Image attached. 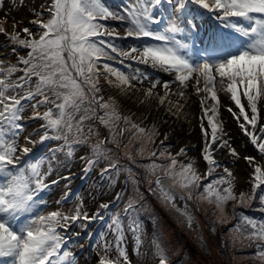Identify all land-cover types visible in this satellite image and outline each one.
<instances>
[{
    "label": "snow or ice",
    "instance_id": "1",
    "mask_svg": "<svg viewBox=\"0 0 264 264\" xmlns=\"http://www.w3.org/2000/svg\"><path fill=\"white\" fill-rule=\"evenodd\" d=\"M122 4V10L116 12L106 7L102 0H50L46 5L42 4L40 10L33 9L35 18L29 21L30 25L36 27L38 38L28 26H23L17 32V24L14 22L13 32L7 33L0 23V34L7 36L10 50L17 57L15 64L6 67L3 60H0V264H76L72 253L64 249L68 239L58 229L67 231L78 221L91 223L105 219L109 203H101L91 216L81 211L82 203L77 204L71 214L60 210L46 214L42 211L47 201L41 193L59 183V180L48 182L53 172L52 161L57 159V153H63L70 160L77 151L76 146L88 145V136L84 135L86 120L97 118L108 128L112 139L90 145L91 155L81 157L86 162L82 169L85 178L100 158H108L110 149L104 147L106 143L121 146L115 139L117 122L121 119L130 128L120 129L119 135L134 130V137H140L141 145L155 144L156 138L162 135L156 124L142 127L131 116H121L116 98L105 99L99 95L101 79L121 94H127L135 87L133 81L142 83L148 79L143 73L129 75L108 64H100L102 59H114L111 53L174 76V82L178 85L175 95L179 97L176 102L170 99L173 95L170 82H152L143 92L145 98H152L154 90L162 85L164 94L156 96V100L161 106L167 104L171 115H179L183 111L188 101L186 91L189 87L193 89L194 95L200 97L199 105L203 113L200 123L203 147L200 157L206 163L205 172L202 175L198 172V161L194 157L189 158L187 163L177 160V157L187 156L186 146L181 147L175 155L167 149L159 153L151 151L150 157L165 158L169 163L165 166L153 162L142 166L148 175L156 176L154 188L149 181V191L153 194L159 192L161 202L175 208L189 228L192 227L193 217L186 207L183 210L176 208L175 196L164 188L161 177L156 175L158 170L162 169L164 176L173 181V187L178 185L186 191L188 199H192V189L203 187L198 199L214 206L220 214V223L228 222L225 206L231 201L243 208H250L254 201H258L259 210L264 211V139L247 132L249 124L255 131L259 115L258 103L264 100V0H122ZM169 9L173 15L165 24L163 13ZM200 10L211 14V19L218 21L220 29L227 30L204 38L209 47L213 50L223 47L235 51L216 59H197L193 47L201 39L196 22ZM109 19L127 23L123 35L100 23ZM178 36H187L188 42ZM129 38L138 43L130 45L126 50L112 42ZM19 49H27L26 56H20ZM17 72L23 75L9 83V79ZM33 78L34 87L24 90L25 85H32ZM16 89L24 90L23 95L8 94ZM219 92H223L239 109L237 113L232 107H226V111L238 120L243 117L244 123L240 127L245 129V134L251 137V143L257 147L261 154L260 161L241 156L225 139V128L218 118L221 104ZM242 98L247 101V105L242 103ZM140 102L144 103V100ZM49 104L52 107L42 113L39 111ZM29 105L32 109L29 119L43 121L41 128L44 131L42 134L36 133L38 140L25 136V144L20 145L19 137L24 131L20 121ZM246 107L250 109L251 115ZM97 108L103 110V115L96 116ZM81 112L84 114L76 119ZM205 119L206 125L203 123ZM260 132L264 134V128ZM89 134H92V129H89ZM168 139L169 135L164 133L160 143ZM46 141L62 143L49 148L50 156L28 158L37 144L43 145ZM29 144L33 147H28ZM223 149H228L229 155L234 158L233 163L244 160L248 166L254 165L248 194L241 192L237 195L234 192L235 177L232 170L215 158L214 153ZM143 151L141 147L138 155H142ZM128 159L131 161L132 156L129 155ZM46 161L48 167L44 170ZM220 167H223L225 175L202 184L214 176ZM111 169H117L115 162L101 170V177ZM124 171L128 173L132 185L138 184L131 168ZM69 195L65 192L56 203L59 205L66 201ZM116 199H120L119 193ZM136 211V202L129 200L124 214L129 217V228L135 241L133 251L137 257H141L147 253L141 252L142 225L132 215ZM234 215H237L235 210ZM238 215L240 222L230 230L235 234L233 242L242 237L249 242L248 246L255 245L256 258L264 264V222L258 223L242 213ZM87 223L80 227L87 229ZM242 226H247L251 231L246 232ZM108 227L114 233V241L97 244L96 264H131L128 251L123 246L125 238L121 217L118 214L112 215ZM72 235L78 237L80 233ZM151 243L152 256L158 264H169L160 237L154 235ZM113 247L115 258L109 255Z\"/></svg>",
    "mask_w": 264,
    "mask_h": 264
},
{
    "label": "rangeland",
    "instance_id": "2",
    "mask_svg": "<svg viewBox=\"0 0 264 264\" xmlns=\"http://www.w3.org/2000/svg\"><path fill=\"white\" fill-rule=\"evenodd\" d=\"M50 0H0V23L6 29L7 33L13 32V23L16 22L17 26L15 31L19 32L23 26L32 28L34 36L38 38L37 29L35 26L29 24L31 19H34L33 9L40 10L42 4H47ZM109 0H102V3L113 11L120 12L114 6L117 3L112 0L113 6L108 4ZM168 12V11H167ZM165 12V13H167ZM171 12V10H170ZM171 12V16H172ZM47 17V13H45ZM6 17V19H5ZM22 22V23H21ZM100 23L107 25L109 28H114L121 35H123L124 29L127 26L126 22L117 20H105ZM183 39H188L187 36H178ZM102 39H110L108 37H102ZM188 41V40H187ZM119 48L128 49L130 45L138 42L133 41L131 38L127 40H114L112 41ZM11 45L5 34H0V60L6 66L15 64L17 57L11 52ZM27 49H19L20 56H26ZM114 59H102L100 64H108L109 66L118 69L126 74L143 73L147 71L149 75L148 79H144L143 82L133 81L135 87L130 89L127 94H121L118 89L110 87L107 81L101 79V92L100 96L105 99L108 97H114L119 102V110L121 116L129 115L135 123L140 124L142 127H151L156 124L160 133V137L156 138L155 144L141 145L140 137H134V130L125 131L123 135H119L120 129L130 128L125 125L123 119L117 122L116 137L115 139L121 145L117 147L113 143H106L104 147L110 149L107 153L108 158H100L93 170L84 177L82 169L85 167V160L81 157H88L91 155L90 145L96 144L101 140H111L112 135L108 128L102 125L95 117L86 120L84 123V135L88 136V145L76 146L72 159L65 158L63 153H57V159L52 161L53 172L48 177V182L51 180H59V183L52 185L50 190L41 193L43 199L47 201L45 206H42L44 214L50 211L60 210L64 213L71 214V211L77 204L82 203V212H87L90 216L95 213L101 203H109L110 207L107 210L105 219L103 221L97 220L91 223L85 221H78L77 224L71 225L67 231L63 228L58 231L68 239L67 245L64 249L69 250L75 257L76 264H96L97 260V244L103 245L105 241L113 242L114 233L110 231L108 225L111 223V216L118 214L121 217L124 227V247L128 251L131 264H158L155 258L152 256V239L155 236H159L162 243L166 248L167 255L169 257V264H261L256 258L255 245H249L247 240L239 237L237 242H233V236L235 235L230 230L233 229L240 221V213L255 219L258 223L264 222V211L259 210L258 201H254L250 208L237 207L235 201L229 202L225 206V216L228 219L227 223L218 222L219 213L215 210L213 205L208 204L205 201L198 199V196L203 191V187L200 189H192V199H188L186 191H183L179 186L173 187V181L164 176L163 170H158L156 175L161 177L162 184L166 190L171 192L175 196L176 208L181 210L187 208V211L193 217L192 227L189 228L184 217L180 216L179 212L170 206H166L161 202L159 192L153 194L149 191V181H151V187H155L156 176H150L144 170V165L151 164L153 162L157 164L167 165L169 161L165 158L150 157L149 153L155 151L159 153L163 149H167L168 152L175 155L182 146H175L172 141L173 131L161 129L162 124L158 121H152L146 118L147 109H151L154 106L159 108L163 107L157 103L152 104V100L156 99V96L163 95L164 89L162 85H158L154 90L152 98H145L143 92L145 89L151 86L152 82H170L171 91L177 92L178 86L174 82V76L164 73L158 69H153L147 65L138 63L131 58H124L117 56L115 53H111ZM5 57H7L5 59ZM18 67H23L19 65ZM152 69V70H151ZM102 71V69H101ZM23 75L22 72H17L10 79L9 83L16 80L17 77ZM191 84V82H190ZM35 78H33L32 85H25V89L34 87ZM186 95L193 100V104L199 102L200 97L193 94V89ZM22 89H16L15 92L10 91L9 95H23ZM51 97V92H48ZM54 98V97H53ZM141 100H145L141 103ZM27 103V102H24ZM210 103V101H209ZM146 104V107L141 106ZM149 105V107H147ZM166 105V104H165ZM52 107L51 104L43 106L39 109L42 113L47 108ZM197 107V104H196ZM55 111V110H54ZM84 113H78L76 119H79L80 115ZM200 121L203 114L196 113ZM32 115V109L29 106L26 107L22 113L23 119L20 121L24 125V131L20 134L18 143L24 145V137L30 136L32 140H38L39 136L36 133H43L41 120L29 119ZM103 115V110L97 108L96 116ZM148 117H150L148 115ZM236 119V117H234ZM232 119V120H234ZM201 123V122H200ZM206 125V119L203 121ZM89 129H92V134H89ZM245 134V129H242ZM249 133L253 132L252 126H247ZM188 134L200 131V124L193 125L187 128ZM210 131V129H208ZM167 133L169 139L164 141L163 144L160 141L163 139V134ZM31 134V135H30ZM246 137V139H244ZM245 137L239 138V143L235 144L238 152L241 156H248L246 149L249 148L248 139L251 137L245 134ZM258 138L264 139V134L259 132ZM83 138V137H82ZM71 139V137H70ZM62 141H46L45 144H37L28 158H39L41 156H50L49 148L57 147ZM253 145V144H252ZM28 147H33L31 144ZM203 146V144H202ZM232 146V145H231ZM256 149L257 161L261 160V154L257 147ZM141 147L144 151L142 155H138ZM192 149V148H191ZM244 151L245 153H242ZM19 154V153H18ZM246 154V155H245ZM129 155L132 156V160L128 159ZM229 155V152H228ZM221 156V155H220ZM217 157V156H216ZM249 157H251L249 155ZM217 159V158H216ZM177 160L181 163H187L189 159L185 157H177ZM223 166L231 169L229 162L225 159H217ZM241 161V160H239ZM117 164L119 169V175H117V169H111L108 173H105L104 177H101V170L109 167L111 163ZM245 164V161L242 160ZM244 170L238 172L232 170L234 174V192L239 195L241 192L248 194L250 192L252 167L245 164ZM48 163L45 162L43 168L47 170ZM206 163L202 160L199 161L198 172L202 175L206 170ZM126 168H131L136 175V179L139 181L135 186L129 182L128 173L124 171ZM179 170V164L177 165ZM238 172V174H236ZM225 175L223 167L216 170L214 176L209 177L208 180L202 182V184L209 183L212 179ZM61 177H68V179H61ZM113 181H115L113 183ZM226 186V185H224ZM221 186V187H224ZM264 189V186H262ZM65 192L70 193L66 201H62L61 204H57L56 201L61 200ZM120 194V199H116V195ZM183 197V199H181ZM129 200L136 202L137 211L133 213V217L137 219L142 225L141 240L143 241L141 246V252L147 253L146 256L137 257L133 251L135 247V241L133 233L129 228V217L124 214V208ZM234 210L237 215H234ZM104 212L105 210H100ZM87 223V229H82L81 224ZM245 231H251L247 226H242ZM80 233V235L74 236L73 233ZM91 234V235H89ZM103 237V239H101ZM83 245V247H81ZM62 249V251L64 250ZM109 255L115 258V247L112 248Z\"/></svg>",
    "mask_w": 264,
    "mask_h": 264
},
{
    "label": "bare ground",
    "instance_id": "3",
    "mask_svg": "<svg viewBox=\"0 0 264 264\" xmlns=\"http://www.w3.org/2000/svg\"><path fill=\"white\" fill-rule=\"evenodd\" d=\"M188 92H191V89L188 88L186 94ZM175 93L176 92H173V95L170 96V99L173 102H176L179 99V97L175 95ZM218 95L220 96V100H221L218 118L224 125L226 132L225 139H228L230 144L232 145V148H234L238 152V149L235 144L239 143L240 141L239 138L245 137V134L243 133L240 127V124L244 123L243 117H240L239 120L237 118L234 119V116L226 111V107H232L233 110L237 113L239 112V109L235 108V105L223 92H219ZM180 103H184V101H180ZM242 103L247 105V101L244 100L243 98H242ZM152 104H156V99L152 100ZM141 106L146 107V104H141ZM147 107H149V105ZM167 108L168 105L166 104L161 108H159L158 106L156 107L154 106L151 109H147L148 111H146V117L144 118V120H146V118L152 121L156 120L159 122V124H162L161 129L163 131L172 130L174 132L172 141L175 144V146H179V145L182 147L186 146L188 148V154L186 158L187 159L193 157L196 158L199 165V161H201L200 152L203 147L202 134L197 132H193V133L191 132L188 134V131H186L187 128L191 126V124L196 125V124H200L201 122V120L200 121L197 120L198 116L197 114H195L196 109H197V113L203 114L199 102L193 104V100L188 98V101L185 104L183 111L179 115L169 114ZM246 111L248 112L249 115H251L250 109H247V107H246ZM258 113L259 115L257 120V127L255 131L252 132V134H254L255 136L259 134L261 128H264V100L258 103ZM148 115L150 117H148ZM244 139H246V137ZM248 142H249L248 144L249 148L246 149V151L249 153L248 156L250 155L251 157L255 158V160L257 161L256 157L258 156L255 153L256 149L252 145L250 138L248 139ZM241 152L245 153L244 151ZM214 155L215 158L217 159L227 160L229 162V165L231 166V169L236 170L238 172L244 170V168L246 167L245 164L247 165V163L245 162L244 164L242 160L233 163L234 158L231 155H228V149H223L217 153H214ZM238 172L236 174H238Z\"/></svg>",
    "mask_w": 264,
    "mask_h": 264
}]
</instances>
